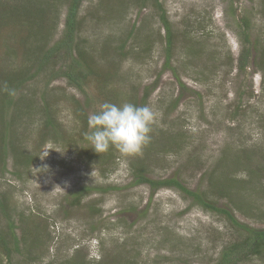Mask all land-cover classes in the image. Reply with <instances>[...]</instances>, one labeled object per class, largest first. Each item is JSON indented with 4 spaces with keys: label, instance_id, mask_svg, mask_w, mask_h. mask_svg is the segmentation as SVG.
Instances as JSON below:
<instances>
[{
    "label": "rangeland",
    "instance_id": "rangeland-1",
    "mask_svg": "<svg viewBox=\"0 0 264 264\" xmlns=\"http://www.w3.org/2000/svg\"><path fill=\"white\" fill-rule=\"evenodd\" d=\"M60 5L53 41L65 26L67 3ZM159 5L173 28L169 66ZM244 20L250 44L244 42ZM80 22L94 69L85 91L57 77L47 92L41 76L16 94L23 96L22 108L8 107V119L17 122L14 140L35 161L18 169L9 152L6 167L0 164V193L7 194L11 220L23 239L11 262L0 250V264L215 263L237 234L231 221L177 188L155 191L149 184H133L134 174L144 168L152 179L177 175L188 189L201 191L209 189L214 168L218 176L248 180L245 186L234 183L238 195L264 211V193L254 189L264 188V173L247 172L244 165L248 149L264 165V0H85ZM35 30H4L0 75L18 72L27 61L18 40ZM247 49L249 61L241 69ZM105 100L148 106L155 113L150 142L140 154L125 156L109 147L101 159L91 149L85 115L96 113ZM47 105L56 130L45 128ZM83 186L107 191L94 190L81 203L73 202L71 194ZM211 196L233 210L226 198ZM233 212L264 228V216ZM6 223L0 214V226Z\"/></svg>",
    "mask_w": 264,
    "mask_h": 264
},
{
    "label": "trees",
    "instance_id": "trees-1",
    "mask_svg": "<svg viewBox=\"0 0 264 264\" xmlns=\"http://www.w3.org/2000/svg\"><path fill=\"white\" fill-rule=\"evenodd\" d=\"M67 3L65 26L61 36L56 40L52 37L55 36L57 27L60 25V3ZM85 0H0V44L5 42L2 34L5 29L13 27L20 30L27 29L30 27H36L37 30L32 35L25 37L14 35L19 37L18 40L20 47L25 48L24 60L19 66V71L13 72L11 69L0 75V127L2 132L0 134V164L5 168L7 165L9 152H12L13 156L16 157L17 168H21L25 165L32 164L35 160L24 148L23 144H19L14 140L19 133L15 131V124L13 118L8 119V107L17 103L16 105L22 108L20 105L23 96L19 95V99L15 96L20 90L26 88L30 80L37 79L41 76L46 78L45 89L49 90L50 83L57 77L66 78L69 85L76 87L81 91H85L86 84L91 81L89 76L93 75L94 69L90 52L86 47L83 46L84 39L81 35V22L80 12ZM146 0H140L143 2ZM58 2V4H57ZM143 5L145 4L142 3ZM160 18L162 25L166 31V51H167V66H169L170 55L174 46L173 43V28L168 17L167 11L159 5ZM246 25L241 26L244 30L243 37L246 44H250L249 34V21L244 20ZM248 28V29H247ZM132 34V32H131ZM12 35V33H10ZM131 36V35H130ZM10 37V36H9ZM129 38V37H128ZM128 38L124 40V44L128 41ZM4 39V40H3ZM124 49V45L122 46ZM14 54L19 49L8 46V50ZM133 49V48H132ZM119 50H122L120 47ZM135 50V49H134ZM249 49L243 50L240 57V68L244 69L249 61L250 52ZM200 52V51H199ZM18 54V53H17ZM93 83V82H92ZM101 80L98 79V85L101 84ZM98 89L102 90V87L97 86ZM11 90V93L10 91ZM102 96V95H100ZM22 98V100H20ZM16 99V100H15ZM107 102V100H105ZM28 109V107H27ZM26 109V110H27ZM52 108L48 105L44 107L43 114L47 118V124L45 128L48 131L56 130L55 118L52 113ZM85 112V111H84ZM86 122H88V116H86ZM58 133V132H57ZM46 140V137H43ZM8 144L11 146L8 149ZM10 150V151H9ZM102 154V153H101ZM264 156V153H262ZM245 160L247 163L243 164L246 167L247 172H255L259 176L264 173V165L257 163L253 159L252 153L246 150ZM107 155L102 154L99 158L104 159ZM263 163H264V158ZM222 162V161H221ZM220 162V164H221ZM240 163V164H242ZM263 167V168H262ZM29 168V166H27ZM144 169V168H143ZM142 168L136 169L135 181L133 184H149L155 191L161 187H174L187 194L193 201L209 211H215L222 215H225L227 219L231 221L232 226L235 228L237 234L233 241L223 245L220 255L215 263L213 264H248L251 261L260 260L264 261V228H258L240 221L234 214V209H238L240 212H244L251 218L258 216H264V211L259 213L260 208L253 205H248L238 194L234 186L235 184L246 185V182L231 178L228 174L226 176L217 175V170L212 169L209 174V189L207 190H195L188 189L183 182L174 175L164 179H152L146 176V171ZM262 184V183H260ZM262 195L264 188H254ZM106 192L107 188L103 187H90L83 186L79 190L72 193L73 202L81 203L82 200L88 198L93 194V191ZM92 191V192H91ZM217 194L221 198H226L227 201L232 205V209H227L218 205L211 195ZM245 205L249 206L250 209H246ZM9 199L6 193H0V214L6 219L4 227L0 226V250L1 254L7 257L8 262L15 259L21 251V240L18 237L17 225L11 220ZM91 209H94L91 206ZM95 210V209H94Z\"/></svg>",
    "mask_w": 264,
    "mask_h": 264
},
{
    "label": "clouds",
    "instance_id": "clouds-1",
    "mask_svg": "<svg viewBox=\"0 0 264 264\" xmlns=\"http://www.w3.org/2000/svg\"><path fill=\"white\" fill-rule=\"evenodd\" d=\"M88 120L85 139L96 153L114 147L125 156H135L150 142L155 113L148 106L102 102Z\"/></svg>",
    "mask_w": 264,
    "mask_h": 264
}]
</instances>
